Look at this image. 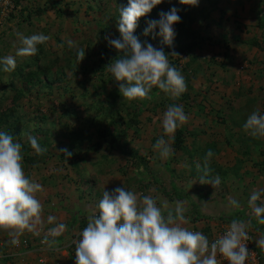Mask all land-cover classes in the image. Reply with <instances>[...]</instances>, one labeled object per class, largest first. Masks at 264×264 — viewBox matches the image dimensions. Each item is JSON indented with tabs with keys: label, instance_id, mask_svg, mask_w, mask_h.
Listing matches in <instances>:
<instances>
[{
	"label": "rangeland",
	"instance_id": "1",
	"mask_svg": "<svg viewBox=\"0 0 264 264\" xmlns=\"http://www.w3.org/2000/svg\"><path fill=\"white\" fill-rule=\"evenodd\" d=\"M124 6L127 0H20L18 4L0 0V57L15 55L21 46L17 34L43 33L49 37L37 46L36 55L16 57V65L30 57L38 58L39 68L25 69L36 71V78L28 82L16 78L13 72H0V119L13 110L9 120L17 117L21 129L17 141L28 143L31 135L44 142L40 155L31 149L30 158L22 161L25 174L43 189L36 193L43 222L38 232L45 235L43 229L58 223L69 232L72 218L79 224L81 218L98 210L103 190L122 185L136 193L138 200L152 196L165 215L174 211L177 202L184 212L189 211V201L172 192L173 183L205 215L206 219L194 223H221L220 219L231 223L248 217L255 226L251 232L258 237L264 223L259 222L248 201L253 191L264 188V138H252L242 125L254 110L264 113V40L263 30L256 24L258 12H264V0H199L198 6L164 0L139 18L134 35L142 44L163 48L166 55H171L169 62L182 70L187 90L176 100L156 87L150 98L143 100L130 101L120 95L119 83L107 69L118 52L105 38L120 37L117 23L119 8ZM172 7L179 10L181 18L174 25L175 31L180 28L178 24L186 23L189 32L197 33L198 46L179 50L188 41L183 32L176 31L171 47L154 34L158 29L143 35L147 21L159 19V13ZM253 39L257 45L251 43ZM17 87L23 92L11 107ZM171 104L182 105L188 116L178 128L182 130L184 149H174L171 143L172 155L162 159L153 145L158 138L168 139L161 121ZM132 112H138V123L126 129L123 146L145 157L148 171L130 164L118 147L107 146L95 133V124L107 123L111 117L117 127H123ZM93 117L96 120H91ZM3 128L0 122V130ZM77 133L85 136L78 147L70 148L69 138L74 137L75 143L80 140ZM96 142L100 146L93 150ZM62 149L72 155L66 158ZM209 150L214 155L209 160L208 178L219 176L221 180L215 189L199 183ZM230 200L238 201L244 209L239 208L234 217L227 214L236 208ZM49 215L56 221L49 224ZM31 234L25 231L19 239L34 244L36 236L32 238ZM3 235L8 237L5 230H0V237Z\"/></svg>",
	"mask_w": 264,
	"mask_h": 264
},
{
	"label": "clouds",
	"instance_id": "2",
	"mask_svg": "<svg viewBox=\"0 0 264 264\" xmlns=\"http://www.w3.org/2000/svg\"><path fill=\"white\" fill-rule=\"evenodd\" d=\"M163 2L127 0V6L119 8L117 30L120 37L105 38L118 52L107 69L119 83V93L124 99L150 98L149 93L156 87L176 100L187 90L184 76L169 62L164 49L147 42L142 44L134 35L139 18ZM178 3L198 6L199 0H178ZM178 11L172 7L159 13V19L147 21L143 35L148 36L158 29L154 34L161 38L163 45L171 47L176 36L174 25L181 20ZM17 35L21 46L15 55L0 57V72H13L16 57L36 55L37 46L49 39L43 33ZM82 55L84 57L85 51ZM187 121L182 105L171 104L164 111L161 124L168 139L158 138L153 145L162 159L172 155L175 132ZM242 129L252 138H264V113L254 110ZM28 143L37 155L43 152L37 138L29 135ZM61 151L66 158L72 155L67 149ZM213 155L211 150L205 153L199 183L215 189L221 180L219 176L208 178V164ZM22 161V145L11 134L0 130V230L7 232L13 245L19 243V237L25 231L38 234V226L43 223L42 206L36 198V193L43 190L42 185L25 174ZM261 197H264V188L253 191L248 203L259 222L264 223ZM257 201L261 202L258 204ZM230 204L239 207L236 200H230ZM97 209L98 212L89 217L86 227L79 233L74 264H218L217 254L227 264H245L250 254L245 243L248 234L244 222L233 220L223 235L210 242L202 232L183 226L187 221L180 202L174 211L169 210L165 215L152 196L144 195L138 200L137 194L123 185L112 191L103 190ZM54 221L55 216L47 217L49 224ZM64 228L63 223H58L49 232L58 236ZM42 242L49 246L54 243ZM258 243L264 246V239Z\"/></svg>",
	"mask_w": 264,
	"mask_h": 264
},
{
	"label": "trees",
	"instance_id": "3",
	"mask_svg": "<svg viewBox=\"0 0 264 264\" xmlns=\"http://www.w3.org/2000/svg\"><path fill=\"white\" fill-rule=\"evenodd\" d=\"M14 4H18L20 2V0H13ZM12 2V1H11ZM38 11L40 10H44V9H37ZM262 14V15H261ZM256 24L257 27L261 28L263 30V40H264V12H258L257 17H256ZM181 27H183L182 30L176 29V31L182 33V35L186 36L188 38V41L183 43L182 47L179 50H183V51H188L190 49H192L193 47H196L199 45L200 41L197 40V33L195 34L194 32L190 31L187 29L188 25L186 23H182V24H178ZM175 31V32H176ZM178 32H176V34H178ZM187 32V33H186ZM192 35V38H190V36ZM251 43L253 45H257V40L253 39L250 40ZM260 48L262 49L263 46L260 45ZM103 52H106V50H103ZM109 53V52H108ZM169 58L171 57V55H167ZM39 57V55H38ZM172 65L176 66L174 63H171ZM31 66H34L35 68H39L38 66V58H29L28 61H23L20 62L16 65L15 71H13L12 74H14L16 76V78L19 79H23V80H27L29 82V80H32L33 78L37 77V72L36 71H32V70H28L25 71L26 68H29ZM182 74V70L179 69L178 67H176ZM4 83V82H3ZM3 92L5 93L6 90L3 86ZM23 90L19 87H17V89H15V95H12V98L10 100L11 102V107L13 105H15L18 101V98L21 96ZM13 114V110H9L7 113H5L3 115V120L0 119V122H2V125L4 126V128L2 129V131L11 134L14 137V140L16 142L18 138V135H20L21 129L18 128V124H17V117H15V119L9 120L10 117H12ZM128 119L126 122L122 123L123 127H117V121L111 117V119L106 123V121L102 124H95L96 128H95V133L97 134L98 137H100V139L102 141H104L107 146H115L118 147L121 151V153L125 156L128 157L130 164H133L135 166H139L144 168L145 170H149V167L146 163L145 157L140 156L136 150L134 149H126L124 148L123 144L125 143V141H123V137L126 134V129L128 127H132L135 126L136 123H138L137 117H138V112H132V113H128L127 114ZM91 120H96L95 117L91 118ZM71 132H75V130H71ZM76 135V134H74ZM77 136L80 137L79 142L75 143L74 141V137L69 138V147L73 148V147H78L80 142H81V138L84 137L85 135H83L82 133H77ZM182 130L178 129L175 133V138L174 141L172 142V146L174 149H184L183 145H182ZM77 138V137H75ZM41 147L43 143L38 142ZM22 156L24 159H29L30 155H28V151L31 150V147L29 146V143H22ZM100 146L99 142H96L93 146L92 149L96 150L98 149V147ZM171 188H172V192H174V194L176 195L177 198H186L189 201V204L191 206V209L187 212H184V216H189L187 217L188 220L192 223L198 220H202V219H206L205 215L202 214V212L199 210L198 206L196 205V203H194L192 201V199L190 198V196L182 189L177 188L173 183H171ZM91 216V215H90ZM88 217H84L81 218V220H79V227H82L86 221H88ZM220 219V218H219ZM76 220V219H75ZM74 218H72L69 221V226L71 228L72 225H74ZM221 220V219H220ZM222 221V220H221ZM209 229V227L204 228L205 231H207ZM75 231H73L72 233H74ZM50 237H52L51 235L45 234V235H41L39 238L34 237L36 239H38V241L40 239H44L45 241H52V239H50ZM33 238V237H32ZM54 238V237H53ZM37 241V243H38ZM54 244H52L51 246H49L48 243H46V247H47V251H53L52 246Z\"/></svg>",
	"mask_w": 264,
	"mask_h": 264
},
{
	"label": "crops",
	"instance_id": "4",
	"mask_svg": "<svg viewBox=\"0 0 264 264\" xmlns=\"http://www.w3.org/2000/svg\"><path fill=\"white\" fill-rule=\"evenodd\" d=\"M239 208L243 209V206L238 208H231V212L229 211L227 212V214L229 213L228 215L230 217H234L233 213H239ZM221 216L224 217L225 213H223ZM251 221L252 220L250 218L245 217L242 222L245 223L246 229L248 228L255 230V226L252 224ZM76 224L71 226L69 232H65V230L67 229L64 228L60 235L54 236V238H52V241L54 242L52 243L54 244L52 246L53 251L42 252L41 254H36V252L31 250L26 251L22 247V245H19V247L14 246L10 242L11 238H9V236L7 237L3 235L2 237H0V264H70V261L73 260L72 253L70 249L67 247L65 248L64 245L65 242L69 239L70 234L73 231L77 230L80 226L79 224H77L76 226ZM68 228H70V226H68ZM260 231H262L263 233H260ZM260 231L257 232L258 237L255 236L256 242L260 241L261 239H264V224L262 228H260ZM43 232L45 234L50 235L49 229L47 228L43 229ZM39 235H41L40 232H38V234H31L32 237H37ZM37 241L38 239L34 240V243H37Z\"/></svg>",
	"mask_w": 264,
	"mask_h": 264
},
{
	"label": "built area",
	"instance_id": "5",
	"mask_svg": "<svg viewBox=\"0 0 264 264\" xmlns=\"http://www.w3.org/2000/svg\"><path fill=\"white\" fill-rule=\"evenodd\" d=\"M97 212L98 210H95L92 213V215H95ZM87 223L88 221H86V223L82 227H78V229L75 230L74 233H71L69 236V239L65 242L64 247L69 248L72 253L73 260L70 261V264H74L76 243L78 242L80 238L79 233L83 230L84 227H86ZM230 224L231 223H225L223 221H221V223L218 221L217 223L212 222V221H203V223L200 225L198 223L189 222V223H184L183 226L191 230H194V231L202 232L205 236L208 237L209 241L211 242L215 240L216 238H218L219 236L223 235ZM207 227H209V229L205 231L204 228H207ZM246 231L248 234V240L245 241V243H246V247L248 251L250 252V254L245 264H264V246L256 242L255 234L251 232V229L247 228ZM42 241H45V240L40 239L38 243L31 244L24 239H21V240L19 239V243L14 246L19 247V245H22V247L26 251L31 250V251L38 252L39 254H41L42 252L47 251L46 243ZM217 261H218V264H227V261L224 260L219 254H217Z\"/></svg>",
	"mask_w": 264,
	"mask_h": 264
}]
</instances>
